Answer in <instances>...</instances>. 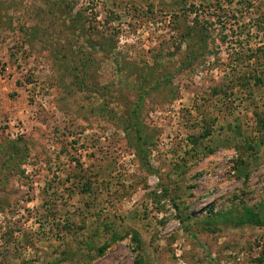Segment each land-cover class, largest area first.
<instances>
[{"label":"rangeland","instance_id":"obj_1","mask_svg":"<svg viewBox=\"0 0 264 264\" xmlns=\"http://www.w3.org/2000/svg\"><path fill=\"white\" fill-rule=\"evenodd\" d=\"M0 264H264V0H0Z\"/></svg>","mask_w":264,"mask_h":264},{"label":"trees","instance_id":"obj_2","mask_svg":"<svg viewBox=\"0 0 264 264\" xmlns=\"http://www.w3.org/2000/svg\"><path fill=\"white\" fill-rule=\"evenodd\" d=\"M252 58V57H251ZM9 148H11V150H12V153H13V155L14 154H16V155H14V156H16L17 157V155L19 154V152L21 151V148H20V144L19 143H12V144H10L9 146H8V149ZM251 218L252 219H254L253 221H255V222H258L260 219H259V217H257L255 214H251ZM138 242H136V244H137Z\"/></svg>","mask_w":264,"mask_h":264}]
</instances>
